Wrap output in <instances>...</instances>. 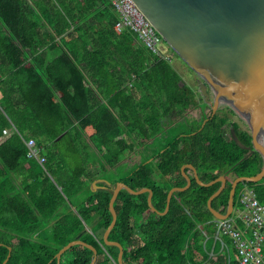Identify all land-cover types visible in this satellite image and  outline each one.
Segmentation results:
<instances>
[{
    "label": "trees",
    "instance_id": "1",
    "mask_svg": "<svg viewBox=\"0 0 264 264\" xmlns=\"http://www.w3.org/2000/svg\"><path fill=\"white\" fill-rule=\"evenodd\" d=\"M118 21L110 0H0V264L10 249L7 264H58L60 250L84 232L82 241L98 250L96 264H117L120 249L102 238L113 222V191L94 192L91 184L133 151L137 139L147 143L197 104L173 65L132 32H119ZM202 122L169 129L168 143L115 184L152 189L154 206L164 213L169 192L187 185L184 166L194 165L204 183L228 173L227 189L213 202L226 213L234 181L258 175L263 158L255 153L242 161L249 152L227 137L229 126L246 146L253 137L228 113L204 128ZM32 139L45 167L30 154ZM250 185L264 204V179ZM220 187L193 179L166 215L152 211L148 193L122 191L110 240L125 248L124 263L240 264L229 238V251L215 242L208 202ZM93 255L75 246L61 264H91Z\"/></svg>",
    "mask_w": 264,
    "mask_h": 264
},
{
    "label": "water",
    "instance_id": "2",
    "mask_svg": "<svg viewBox=\"0 0 264 264\" xmlns=\"http://www.w3.org/2000/svg\"><path fill=\"white\" fill-rule=\"evenodd\" d=\"M133 1L171 50L199 76L198 83L206 104L211 106L214 112H217L221 105H227L246 121L253 137L252 146H246L241 142L234 127L232 137L240 148L249 152L242 161L259 153L263 158V167L254 177H240L234 181L226 213L216 210L213 202L227 189L228 173L213 182L204 183L197 168L192 164L182 168L187 185L173 188L169 192L164 213L159 212L154 206L152 189L133 190L123 182L113 187L107 180L95 181L92 191L97 192L100 189L113 191L110 202L113 222L106 230L103 240L105 246L120 249L117 264H125V248L120 243L111 241L110 235L118 222L115 203L122 191H127L133 196L148 193V203L152 211L166 215L170 211L174 195L188 191L192 187L193 179L206 187L221 183L220 189L210 198L208 206L216 220H225L235 209L239 185L257 184L264 179V0ZM209 89L214 95L213 100ZM191 171L194 173L193 176ZM100 183L106 185L100 186ZM97 222L87 230L92 232ZM85 233L60 250L56 256L58 264L62 263L63 255L75 246H84L92 250L94 255L91 264L97 263L98 250L81 240ZM11 252L12 249L4 264L10 259Z\"/></svg>",
    "mask_w": 264,
    "mask_h": 264
},
{
    "label": "built area",
    "instance_id": "3",
    "mask_svg": "<svg viewBox=\"0 0 264 264\" xmlns=\"http://www.w3.org/2000/svg\"><path fill=\"white\" fill-rule=\"evenodd\" d=\"M119 16L116 28L119 32L130 31L136 35L137 41L146 46L155 56L173 63L172 52H165L166 44L155 27L139 10L133 0H110ZM7 134V131H5ZM31 154L38 157L40 149L34 140L28 142ZM42 164L46 158L41 159ZM238 193L237 207L225 220H216L217 239L222 249L229 251L225 242L227 237L232 241L233 248L240 256V264H264V204L260 202L254 186L242 183ZM206 235V234H205ZM215 259V253L210 254Z\"/></svg>",
    "mask_w": 264,
    "mask_h": 264
},
{
    "label": "rangeland",
    "instance_id": "4",
    "mask_svg": "<svg viewBox=\"0 0 264 264\" xmlns=\"http://www.w3.org/2000/svg\"><path fill=\"white\" fill-rule=\"evenodd\" d=\"M163 48H164V51L165 52H173L172 50H171V48L167 45V44H164L163 45ZM174 54V60H173V66H174V69L176 70V72L181 76V78H182V80H184V84L185 85H189V86H191V87H196L197 86V82H198V79H199V76L197 75V74H195L187 65H186V63L179 57V56H177L175 53H173ZM175 62L176 63H179L180 65H182V66H184L183 67V72L180 70V69H178L177 68V66L175 65ZM183 84V85H184ZM224 107L225 108H227L226 107V105H224ZM192 107H190L189 109H191ZM228 109V108H227ZM186 112H188V111H186ZM235 112V111H234ZM195 114H191L190 115V117H185V115L184 116H180V115H178V116H174V117H172L170 120H168L167 121V123H166V126H167V128H169V127H177V126H179V124L180 123H187L188 122V120H192V119H196V118H199V120L201 121V118L199 117V115H197L198 113L197 112H194ZM197 115V116H196ZM232 119L233 120H236V121H239V122H241L242 123V125H244V127L249 131V132H251V129H250V127L248 126V124L246 123V121L239 115V114H237L236 112L232 115ZM94 148V147H93ZM95 149V148H94ZM95 152H97L96 150H95ZM139 154H129L127 157H126V159L123 161V162H121V164L119 165V166H121V165H123V164H126L125 166H126V168H123V167H121V168H118V170H115L114 169V171H107V172H105L104 174H103V176H104V178H105V180H107V181H111V182H116L117 180H119L120 178H122L123 176H125L126 175V173H129L127 170H128V168H131V166H133V165H135V164H137V165H140V164H138V163H140V162H142L143 161V159L144 158H146V157H148L147 155H143V156H141L140 155V152H138ZM97 154H99L100 155V153L99 152H97ZM149 156H150V154H148ZM137 165H135V166H137ZM135 166H133L132 168H131V171L133 170V168L135 167ZM108 168L109 169H111V167L110 166H108ZM113 169V168H112ZM126 170V171H125ZM52 180H53V178H52ZM119 183V182H118ZM91 186H92V184H91Z\"/></svg>",
    "mask_w": 264,
    "mask_h": 264
},
{
    "label": "crops",
    "instance_id": "5",
    "mask_svg": "<svg viewBox=\"0 0 264 264\" xmlns=\"http://www.w3.org/2000/svg\"><path fill=\"white\" fill-rule=\"evenodd\" d=\"M140 43V42H139ZM170 53V52H169ZM174 52H172V54H173ZM174 55V54H173ZM172 65H174L173 63H171ZM175 65L177 66V68L178 69H180L182 72H183V67L184 66H182V65H180L179 63H176L175 62ZM174 67V66H173ZM184 82V80L182 81V83H181V86H184L185 84L183 83ZM184 84V85H183ZM133 86V83H130V87H132ZM199 122H201L200 120H198ZM165 123H167V122H165ZM165 123H164V126H165V131L164 132H162V133H160V134H158L156 137H153L150 141H148L147 143H143V140H141V139H137V138H135V140H136V143H135V147H134V150L133 151H126V153H127V155H126V157L129 155V154H139L138 152H140V155L141 156H143V155H147L148 157H146V158H144L143 159V161L142 162H140V163H138V164H142L144 161H145V159H148V158H150V159H152V157L155 155V154H157V152H158V150L160 149V148H163L167 143H168V140H169V133L167 132L169 129H171V128H174V127H169V128H167V126L165 125ZM5 131H7V134H8V130H5ZM5 133V132H4ZM122 137H126V135H123ZM121 138V137H120ZM130 139V138H129ZM32 140H34V139H32ZM30 141V140H29ZM28 141V142H29ZM35 141V140H34ZM88 141L90 142V144H91V146H92V150H93V152H95V150L97 151V152H99V150H98V148L95 146V144L90 140V139H88ZM133 141V139H130V142H132ZM28 142H26V144H27V146H28ZM36 142V141H35ZM37 144V143H36ZM37 147L40 149V154H39V156L38 157H36V156H34V155H32L31 154V149L29 148V146H28V148H29V150H30V154H31V156L32 157H34L35 159H37V161L43 166V167H45V163L44 164H42V162H41V159L42 158H45V157H43L42 155H41V152H42V148H40L38 145H37ZM95 149H94V148ZM96 152V153H97ZM148 154H150V156L148 155ZM126 157L125 158H123L122 159V161L121 162H123L125 159H126ZM121 162L118 164V165H116L115 167H111V169H109L108 168V166L109 165H107V169H108V171H114V169L115 170H118V168H121V167H123V168H126V164H123V165H121V166H119L120 164H121ZM135 165H137V164H135ZM135 165H133V166H135ZM133 166H131V168L133 167ZM138 166V165H137ZM137 166H135V167H137ZM134 167V168H135ZM113 168V169H112ZM131 168H128V172H130L131 171ZM133 168V169H134ZM126 171V170H125ZM158 174V173H157ZM193 172L191 171V175L193 176ZM101 179H103V180H105V178L104 177H100L99 179H97V180H101ZM97 180H95V181H97ZM53 181H54V179H53ZM94 181V182H95ZM55 182V181H54ZM93 182V183H94ZM111 182V181H110ZM93 183H92V185H93ZM112 184H113V187H115L116 185H117V183L115 184V182L113 183V182H111ZM100 186H105L106 184L105 183H100L99 184ZM59 189L62 191V188H60L59 187ZM91 189H92V186H91ZM109 190V189H108ZM98 221V220H97ZM96 221V222H97ZM91 232V231H90ZM102 238L104 237V234H105V232L103 233L102 232ZM205 234H207V232H205ZM217 235V234H216ZM215 235V242L217 243V241H219V242H221L220 240H218L217 239V236ZM81 240H82V238H81ZM216 243L214 244V246H216ZM221 245H222V243H221ZM214 246H213V250H211V252H210V254L212 253V252H214L215 253V248H214ZM223 251V250H222ZM214 260V259H213Z\"/></svg>",
    "mask_w": 264,
    "mask_h": 264
},
{
    "label": "flooded vegetation",
    "instance_id": "6",
    "mask_svg": "<svg viewBox=\"0 0 264 264\" xmlns=\"http://www.w3.org/2000/svg\"><path fill=\"white\" fill-rule=\"evenodd\" d=\"M187 87H189V88H191L193 91H194V93L196 94V97H197V104L196 105H194L191 109H188L187 111L188 112H186V114H185V117H190V115L193 113V114H195L194 112H197L198 114L197 115H199V117L201 118V121H203L202 123H203V125L205 124V126H206V124L211 120V119H214L216 116H219V115H223L224 113H228L229 115H230V118H231V123L233 122V123H236V124H238L239 126H240V128L242 129V130H244V131H247V132H249L245 127H244V125H242V123L241 122H239V121H236V120H233L232 119V115L233 114H231L230 113V111L232 110L229 106H227L226 105V107L228 108H225L224 107V105H221L220 107H219V109L217 110V112H214V109L211 107V106H209L208 104H206V100H205V97L202 95V92H201V89H200V86H199V83L197 82V86L194 88V87H191V86H189V85H186ZM209 92H211V94H212V100L214 99V95H213V93H212V91L209 89ZM233 111V110H232ZM235 113V112H234ZM196 115V116H197ZM193 120H199V118H196V119H192V120H189V121H193ZM234 126H229V128H230V132L229 133H227V137H232V128H233ZM233 138V137H232ZM226 174V173H225ZM227 178L228 179H230V176H228L227 175Z\"/></svg>",
    "mask_w": 264,
    "mask_h": 264
}]
</instances>
